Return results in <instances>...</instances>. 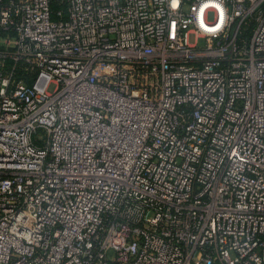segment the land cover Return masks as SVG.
<instances>
[{
	"label": "built area",
	"instance_id": "2783aa9c",
	"mask_svg": "<svg viewBox=\"0 0 264 264\" xmlns=\"http://www.w3.org/2000/svg\"><path fill=\"white\" fill-rule=\"evenodd\" d=\"M0 264H264V0H0Z\"/></svg>",
	"mask_w": 264,
	"mask_h": 264
},
{
	"label": "rangeland",
	"instance_id": "374dc122",
	"mask_svg": "<svg viewBox=\"0 0 264 264\" xmlns=\"http://www.w3.org/2000/svg\"><path fill=\"white\" fill-rule=\"evenodd\" d=\"M189 41H190V43H194V42H195V40H194V38H193L192 36L189 38ZM202 45H203V42H200V46H202ZM53 88H54V86H53V85H50L49 88H48V90H49V91H52ZM37 135L43 137V136H44V132L41 131V130H39V131L37 132Z\"/></svg>",
	"mask_w": 264,
	"mask_h": 264
}]
</instances>
